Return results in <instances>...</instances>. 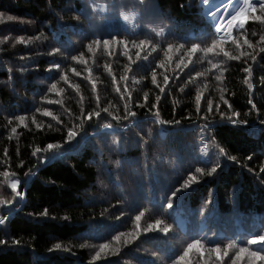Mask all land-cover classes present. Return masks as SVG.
I'll use <instances>...</instances> for the list:
<instances>
[{"label":"trees","instance_id":"16d2710c","mask_svg":"<svg viewBox=\"0 0 264 264\" xmlns=\"http://www.w3.org/2000/svg\"><path fill=\"white\" fill-rule=\"evenodd\" d=\"M255 4L223 37L204 0H0V264H181L194 240L183 264L264 255Z\"/></svg>","mask_w":264,"mask_h":264},{"label":"snow or ice","instance_id":"6c2138e0","mask_svg":"<svg viewBox=\"0 0 264 264\" xmlns=\"http://www.w3.org/2000/svg\"><path fill=\"white\" fill-rule=\"evenodd\" d=\"M206 3H207V0H206ZM256 7H257V5H256V4H253V3L251 2V0H244V6L241 7V8L236 12V14L233 15V16L231 17V19L228 21L229 27H231L233 24H238L239 27H240L241 29L244 28L245 23H246V19L250 16L251 13H253V12L256 10ZM259 7H260L261 11H264V0H259ZM255 18H256V19H262L261 17H255ZM7 19H8V20H12L13 17H12V16H8ZM217 30H218V29H217ZM142 45H143V44H140V46H142ZM92 46H93V45H92ZM169 47H171V46H169ZM198 47H199V46H195L194 48H191V52H196V50H197ZM215 47H216V43H215V41H213L212 46L209 47V48H207V49H205V51H207V52H211V51H213V49H214ZM54 51H59V49H55ZM165 55H167V53H165ZM225 55H228V54L225 53ZM252 58L255 59V57H252ZM57 67H59V65H57ZM244 71H245V72H249L250 70H249L248 68H245ZM65 77H66V76H65ZM167 80H168V78L165 77V83H167ZM153 84H155V83H153ZM51 87H52V89H55V88H56V84H52ZM159 99H160V97L157 96V97H156V100H159ZM197 99H199V101H200V96L197 95V96H196V101H197ZM221 100L223 101V103H224L225 105L228 106L229 109H231V105L228 104V101H227V100H224V99H223V96H221ZM209 104L211 105V109H210V110H209V107H208ZM249 104L252 105V101H251V100H249ZM153 107H155V105H153ZM212 108H213L212 101L209 100V101L207 102V109H208L209 112H211V111H212ZM197 111H199V103L197 104ZM126 114L128 115L127 112H126ZM91 115H92V114L89 113V119L91 118ZM96 115L99 116V114H96ZM132 115H134V114L132 113ZM221 115L223 116L224 114L221 113ZM239 115H240L239 112L232 111V114H231V116L228 117V119L231 120V121H233V122H237L238 120H236L235 118L238 117ZM17 119L19 120V122L23 123L25 118H24V116H19V117H17ZM239 122H241V121H239ZM243 123H247V122H246V121H243ZM12 131L15 132L16 129L13 128ZM67 135H68L69 140H71V138H73V137H75V136L77 135V132H76V131H73V130L70 129V130L68 131ZM47 147H48V146H47ZM52 147H53V144H52ZM52 147H51V148H52ZM51 148L48 147V149H51ZM37 151H40V150L37 149ZM249 158H250V157H249ZM234 159H235V157H234ZM198 171H200V169H199ZM211 171L214 172L215 169H212ZM262 171H264V170H262ZM190 179H191V178H190ZM189 182H190V180H189ZM18 183H19L18 181L13 182V184H12V186H11L13 190L16 189ZM167 207H168V208H172V204L169 203V204L167 205ZM140 219H141V216H140V215H137V216L135 217V220H136V221H140ZM2 223H4V221L0 220V224H2ZM161 223H162V222H161L160 220H156L154 224H149V225H148V229H146V231L151 230V229H153V228H158L159 225H160ZM161 231H162L163 233H168L169 228L165 227V228H163ZM115 239L118 240V239H119V236L115 237ZM257 242H264V235H260V236L253 237L252 239H250V240L248 241L249 244H256ZM4 243H5V241L0 240V244H4ZM14 243H19V241H14ZM55 247H56L57 249H59V248H60V245H59V244H56ZM101 247H106V245H102ZM201 247H202L201 242H200L199 240H194L192 243H190V244L187 245V249L184 251L183 255H180V256L178 257V260L181 262V264H183V262L185 261V258L190 254V252H191L192 250H194V249H199V248H201ZM229 247H231V245H229ZM219 251H220V249L217 248V249H216V252L219 253ZM253 253H255V255H254ZM246 254H247V256L250 258L251 264H255L256 261H264V255H262L260 252H257V251L249 252L247 248H243V247H242V248H240V250L236 253V259L233 260L232 264H238V262H239V261H240V260L246 255Z\"/></svg>","mask_w":264,"mask_h":264},{"label":"rangeland","instance_id":"374dc122","mask_svg":"<svg viewBox=\"0 0 264 264\" xmlns=\"http://www.w3.org/2000/svg\"><path fill=\"white\" fill-rule=\"evenodd\" d=\"M243 1L244 0H207L206 3V0H204L206 7L205 15L215 23L221 36L226 37L231 35L235 24L229 27L226 21L236 14L237 8L239 9L241 7L240 4H242ZM256 2H259V0H255L253 4Z\"/></svg>","mask_w":264,"mask_h":264},{"label":"bare ground","instance_id":"6f19581e","mask_svg":"<svg viewBox=\"0 0 264 264\" xmlns=\"http://www.w3.org/2000/svg\"><path fill=\"white\" fill-rule=\"evenodd\" d=\"M251 2L254 3L255 0H251ZM240 5H241V7H243V6H244V1H243L242 4H240ZM241 7H240V8H241ZM240 8H239V9H240ZM239 9L237 8V11H238ZM230 19H231V18H230ZM230 19H229V20H230ZM229 20H228V21H229ZM228 21H226V22L228 23ZM224 23H225V22H224ZM227 23H225V24H227Z\"/></svg>","mask_w":264,"mask_h":264}]
</instances>
